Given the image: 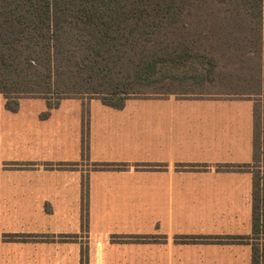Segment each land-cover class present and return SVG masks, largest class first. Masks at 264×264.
<instances>
[{
    "label": "crops",
    "instance_id": "obj_1",
    "mask_svg": "<svg viewBox=\"0 0 264 264\" xmlns=\"http://www.w3.org/2000/svg\"><path fill=\"white\" fill-rule=\"evenodd\" d=\"M255 105L0 93V264H253Z\"/></svg>",
    "mask_w": 264,
    "mask_h": 264
},
{
    "label": "trees",
    "instance_id": "obj_2",
    "mask_svg": "<svg viewBox=\"0 0 264 264\" xmlns=\"http://www.w3.org/2000/svg\"><path fill=\"white\" fill-rule=\"evenodd\" d=\"M194 1L0 0V71H2L0 73V93L7 98V108L17 111L19 99L22 97H43L48 101L49 110L42 113V116L47 117L50 109L58 106L61 99L72 97H59L56 102H53L48 96V94H53V91L49 89L43 91L38 81L34 82L38 86L34 88L33 71L28 73L26 71L22 76L24 69H27L26 65L33 68L39 61L36 52L40 46L35 41L43 42L51 54L61 51L65 44L83 48L85 51V58L82 59L84 65L90 62L93 67L99 66L98 68L104 69L110 64L122 62L121 54L124 53L125 48H149L160 42L161 33L186 27L187 23L184 24L183 19ZM212 1L219 6L221 12L225 11L236 16L253 15L260 19L261 24L264 23V0ZM32 40L34 45L31 49ZM188 49V46H183L180 50L174 51L138 53L140 57L133 78L139 84L164 83L165 80L162 81V77H154L156 73L162 71V67H167L168 62L178 65V63H184L186 58L196 57V54ZM133 53L136 52L133 51ZM53 60L54 58L50 61L52 66ZM51 68L48 74L53 79L54 67ZM213 68L214 66H211V69ZM4 70L6 71L5 77L3 76ZM11 73L16 75L21 73L17 76L24 77L26 81L16 83L12 80L11 84H7V80L13 79L8 76ZM168 77L181 80L175 74H168ZM206 77L207 75L203 78ZM23 84L26 85L25 88L21 87ZM58 92L61 90H58L56 94ZM100 92L97 97L115 108H122L126 100L136 94V92L129 93L126 89L120 88ZM118 95L122 97L116 98ZM87 113L85 109L83 117L86 124ZM86 135L87 128L85 127V147L87 146ZM102 166L111 167L112 165L106 163ZM248 166L238 165L237 167L245 169ZM85 186H87L86 181ZM84 196L87 199L86 193ZM260 230L264 231V174L255 175L254 233ZM210 238L221 239L222 237ZM225 238L229 241H237L246 237L229 236ZM82 264H87L86 257H83ZM253 264H264V248L260 251L256 246L254 247Z\"/></svg>",
    "mask_w": 264,
    "mask_h": 264
},
{
    "label": "rangeland",
    "instance_id": "obj_3",
    "mask_svg": "<svg viewBox=\"0 0 264 264\" xmlns=\"http://www.w3.org/2000/svg\"><path fill=\"white\" fill-rule=\"evenodd\" d=\"M183 20L184 24L187 23L186 27L161 33L163 35L160 34V42L149 48H125L121 54L123 61L110 64L104 69L93 67L90 62L84 65L83 48L65 44L61 51L51 54L43 42L35 41L40 46L36 52L39 61L33 68L26 65L27 69H24L22 76L26 71H33L34 88L38 87L34 84L38 81L43 91H53V94H48L53 102L64 96L90 99L97 97L100 91L116 88L126 89L129 93L136 92L131 96L143 97L160 96L167 92H180L182 96L197 97L242 94L253 96L256 99V157L253 166L255 175H263L264 170H259L258 167L264 166V23L261 24L260 19L253 15L236 16L221 12L212 0H195ZM33 45L32 40L31 49ZM183 46H188V50L195 53L196 57L186 58L184 63L178 65L168 62L167 67H162V71L154 76L162 77L164 83L154 82L155 84L147 85L135 81L133 75L138 66V53L174 51ZM53 58L52 66L50 61ZM211 66L214 68L211 69ZM51 67H54L53 79L48 74ZM5 73L4 70V77ZM168 74H175L181 80L168 77ZM17 75H8L13 79L7 80V84H11L12 80L16 83L26 81L24 77L19 78ZM205 75L207 77L203 78ZM21 87L25 88L26 85ZM58 90L61 92L56 94ZM120 97L122 95L116 96Z\"/></svg>",
    "mask_w": 264,
    "mask_h": 264
}]
</instances>
